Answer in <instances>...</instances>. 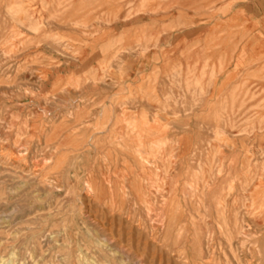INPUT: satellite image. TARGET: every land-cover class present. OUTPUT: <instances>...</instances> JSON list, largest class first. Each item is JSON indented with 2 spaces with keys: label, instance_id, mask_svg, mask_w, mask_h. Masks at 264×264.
Here are the masks:
<instances>
[{
  "label": "rangeland",
  "instance_id": "obj_1",
  "mask_svg": "<svg viewBox=\"0 0 264 264\" xmlns=\"http://www.w3.org/2000/svg\"><path fill=\"white\" fill-rule=\"evenodd\" d=\"M31 1L0 0V264H264V10Z\"/></svg>",
  "mask_w": 264,
  "mask_h": 264
},
{
  "label": "crops",
  "instance_id": "obj_2",
  "mask_svg": "<svg viewBox=\"0 0 264 264\" xmlns=\"http://www.w3.org/2000/svg\"><path fill=\"white\" fill-rule=\"evenodd\" d=\"M240 9H243L244 11H246L248 13L247 14L248 17L247 18H240L239 15L235 16V14H234L232 16L231 20H229L227 22V24L225 25L226 27H232L233 29L240 28L241 26L253 27L252 21L255 20V18H256V14L254 12L264 10V0H244L241 4L240 3L236 4V7H234L232 9V11H233V13H236V12H240ZM253 16H255V18ZM260 19L264 21V14L261 16V18H259V20ZM190 30H192V29H190ZM187 31H189V30H187ZM191 35L192 34H190V35L187 34L185 36L186 40L189 39V37ZM257 69L258 68H255L254 71H256ZM173 108H174V106H173ZM141 118L142 117H137L136 120L139 121V119H141Z\"/></svg>",
  "mask_w": 264,
  "mask_h": 264
},
{
  "label": "bare ground",
  "instance_id": "obj_3",
  "mask_svg": "<svg viewBox=\"0 0 264 264\" xmlns=\"http://www.w3.org/2000/svg\"><path fill=\"white\" fill-rule=\"evenodd\" d=\"M18 1H19V0H18ZM30 1H31V0H30ZM16 2H17V0H16ZM16 2H15V4H16ZM31 2H32V1H31ZM43 2H44V1H43ZM45 3H46V2H45ZM15 4H14V5H15ZM24 4H25V2H24ZM42 4H43V3H42ZM10 5H11V4H10ZM16 5H17V4H16ZM44 5H45V4H44ZM7 7H8V6H7ZM10 7H11V6H10ZM12 7H13V6H12ZM20 7H21V6H20ZM28 8H29V7H28ZM13 11H14V10H13ZM17 11H18V10H17ZM17 11H16V12H17ZM16 12H15V13H16ZM10 13H11V11H10ZM17 13H18V12H17ZM27 14H28V13H27ZM17 15H18V14H17ZM10 16H11V15H10ZM11 17H14V16H11ZM17 17H18V16H17ZM27 17H28V16H27ZM14 18H15V17H14ZM25 18H26V16H25ZM15 19H16V18H15ZM27 19H28V18H27ZM22 21H24V20H22ZM19 23H20V20H19ZM21 23H23V22H21ZM120 51H121V50H120ZM117 53L119 54L120 52H117ZM107 58H108V57H107ZM107 58H106V59H107ZM115 58H116V57H115ZM104 62H105V61H104ZM103 64H104V63H103ZM108 65L110 66V64H108ZM100 66H101V65H100ZM104 66H105V65H104ZM106 66H107V65H106ZM102 69H103V68H102ZM104 70H105V69H103L102 71L104 72ZM106 70H107V69H106ZM106 70H105V72H106ZM105 72H104V73H105ZM95 75H97V74H95ZM77 80H78V79H77ZM72 81H75V80H72ZM79 81H80V79H79ZM77 82H78V81H77ZM139 129H141V128H139ZM107 130H108V129H107ZM142 135H143V132L140 130V131L138 132L137 136H138V137H141ZM35 163H36V162H35ZM35 173H36V172H35ZM88 186L90 187L91 185L89 184ZM68 188H69V187H68ZM89 189H90V188H89ZM128 193H129V192H128ZM89 195H90V194H89ZM146 199H147V198H146ZM144 201H145V200H144ZM145 202H146V201H145ZM125 214H126V213H125ZM119 237H120V236H119ZM92 241H93V240H92ZM111 243H112V242H111ZM78 245H79V244H78ZM99 245H100V246H103V244L100 243V242H99ZM113 245H114V244H113ZM117 246H119V245H117ZM113 248H114V247H113ZM118 249H119V247H118ZM100 250H101V249H100ZM101 251H102V250H101ZM81 253H82V252H81ZM82 254H83V253H82ZM82 254H81V255H82ZM88 259H89V258H88ZM88 259H87V258L84 259V262L88 263V262H89ZM90 262H91V261H90ZM86 263H85V264H86ZM93 264H98V263H93ZM100 264H106V263H100ZM113 264H114V263H113Z\"/></svg>",
  "mask_w": 264,
  "mask_h": 264
}]
</instances>
